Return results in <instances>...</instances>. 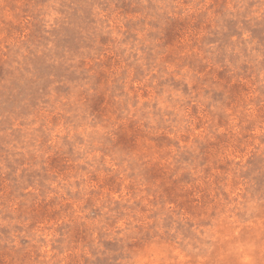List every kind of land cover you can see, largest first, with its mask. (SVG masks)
<instances>
[{"label": "rangeland", "instance_id": "1", "mask_svg": "<svg viewBox=\"0 0 264 264\" xmlns=\"http://www.w3.org/2000/svg\"><path fill=\"white\" fill-rule=\"evenodd\" d=\"M0 264H264V0H0Z\"/></svg>", "mask_w": 264, "mask_h": 264}]
</instances>
